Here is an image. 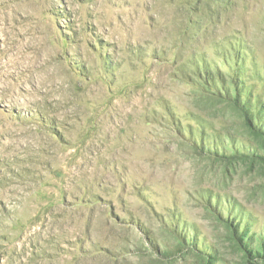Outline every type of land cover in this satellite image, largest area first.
<instances>
[{
  "label": "rangeland",
  "instance_id": "obj_1",
  "mask_svg": "<svg viewBox=\"0 0 264 264\" xmlns=\"http://www.w3.org/2000/svg\"><path fill=\"white\" fill-rule=\"evenodd\" d=\"M0 264H264V0H0Z\"/></svg>",
  "mask_w": 264,
  "mask_h": 264
}]
</instances>
